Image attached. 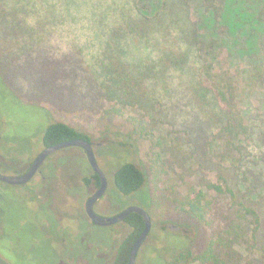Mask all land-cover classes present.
Here are the masks:
<instances>
[{
  "label": "trees",
  "instance_id": "trees-1",
  "mask_svg": "<svg viewBox=\"0 0 264 264\" xmlns=\"http://www.w3.org/2000/svg\"><path fill=\"white\" fill-rule=\"evenodd\" d=\"M44 2L43 8L48 1ZM111 2L120 4L122 15L121 23L110 31L116 46L108 47L106 57L91 67L77 53L63 55L60 71L45 60L40 75L58 72L50 79L54 90L18 89L6 75L15 74L19 61L28 56L21 38L31 47L36 28L44 35L45 15L37 25L29 23L26 15L32 0H17L23 6L21 13L17 6L4 8V13L0 9V89L15 103L35 108L46 118L51 111L40 102L58 110L123 118H128L129 106H136L137 113L131 115L136 126L128 134L136 142L151 141L146 156L156 172L135 162L125 142L96 145V131L84 125L40 119L44 131L35 133L46 147L76 138L91 142L97 158L105 157L113 171L116 195L139 194L150 184L147 210L160 229L152 226L145 243L152 242L153 254L168 251L163 264H264V0H99V5ZM170 35L181 44L176 54L161 51L157 58L140 54L133 60L125 55L129 46L123 42L151 45ZM228 48L233 55L241 53L244 69L222 64ZM184 64H193L197 71L190 92L174 75ZM170 91L176 92L175 100ZM67 92L75 94L70 105L54 102ZM200 101L214 106L216 119L202 114ZM169 106L179 114L187 111L182 127L169 118ZM109 127L101 137L109 139L112 131L113 136L122 135ZM72 148L56 151L48 161ZM156 176L160 179L154 188ZM84 182L98 188L101 179L93 171ZM170 223L182 232L169 229ZM116 224L127 232L117 242L112 264H130L144 218L132 212ZM158 242L164 246L158 247ZM166 242L171 246L165 248ZM71 256L70 264L81 258ZM0 258V264H13L7 257Z\"/></svg>",
  "mask_w": 264,
  "mask_h": 264
},
{
  "label": "rangeland",
  "instance_id": "rangeland-1",
  "mask_svg": "<svg viewBox=\"0 0 264 264\" xmlns=\"http://www.w3.org/2000/svg\"><path fill=\"white\" fill-rule=\"evenodd\" d=\"M47 1L43 8L44 0H32L31 9L26 15L29 23L34 25H37L45 15L44 35L40 36L36 28L32 35L31 47L21 38L28 56L19 61L15 74L6 72L8 80L18 89L35 91V88H47V90L56 88L53 87V81L50 79L57 76L58 72L49 73L47 77L40 75L45 60H49L55 67L58 66L60 71L63 55L77 53L84 57L85 64L91 67L106 57L108 47L116 46L110 41V31L121 23L120 4L111 2L110 6L99 5V0H75L77 3L71 2L72 0H51L53 3ZM64 1L69 3L65 4ZM16 6L21 13L23 6L17 4V0H0V9L3 13L6 12L5 9ZM22 36L29 40L28 36ZM123 43L129 46L125 55L132 60L140 54L157 58L162 54L161 51L167 55L170 51L176 54L181 50V44L173 35L151 45L139 44L136 41ZM226 52L229 54L227 55ZM226 52L221 56L226 62L225 64L221 61L225 67L233 65L244 69L246 63L239 51L233 55L231 48H228ZM182 68H176L174 75L176 74L182 87L190 92L196 86L197 71L193 68V64L192 66L184 64ZM6 94H8L6 90L0 89V128L5 129L2 134L0 133L1 173L8 175L23 173L30 161L42 150L40 136L37 135L41 130L44 131L41 122L38 121L40 119H45L47 122L50 119L63 120L92 128L98 135L96 145L101 148L107 145L108 141L116 144L125 142V148L131 153L130 157H133L135 162L141 165L144 163L146 165L144 169L149 172L157 171L146 156L151 141L136 142L128 134L136 126V121L131 116L137 113L136 106H129L128 118H123L77 110L73 112L58 110L50 107L46 102H40L39 104L46 110L51 111L46 118L43 112L17 104ZM74 95L72 92H67L57 97L54 102L70 105ZM170 95L171 98L176 99V92L170 91ZM50 96L55 99V94ZM171 102L169 100V103ZM198 109L208 117L213 116L215 110L207 101L203 104L201 101L198 102ZM130 112L132 113L129 114ZM168 116L182 127V120L188 116V113L186 111L179 114L175 111V106H169ZM107 127L118 129L122 135L113 136L114 131H112L108 135L109 139L101 137V133ZM98 161L109 180L106 194L96 205L99 213L116 214L122 206L125 208L130 205H139L147 209L150 184H147L144 190L147 194L141 192L128 197L116 195L112 185L113 171L107 165L105 157L98 155ZM48 165L44 176H35L27 185L0 182V256L12 260L13 264H70L73 261L71 256L73 253L80 254L81 258L77 260V264H112L117 242L127 231L124 226L116 224L109 232V227H99L89 220L85 205L97 188L87 187L84 182V177L90 176L94 171L86 152L82 147H74L69 151L56 153L48 161ZM159 179V176L153 178L151 184L154 183V188L159 183ZM176 226L170 223L168 228L176 230L178 229ZM154 229H160L158 222L153 223ZM108 235L109 240H107ZM151 243L150 241L143 244L137 257V264L164 263L168 251L164 250L159 255L153 254ZM157 246L162 247L164 243L158 242ZM170 246V243L166 242L165 248ZM74 260H76L75 256ZM0 262L2 263L3 259L0 258Z\"/></svg>",
  "mask_w": 264,
  "mask_h": 264
},
{
  "label": "water",
  "instance_id": "water-1",
  "mask_svg": "<svg viewBox=\"0 0 264 264\" xmlns=\"http://www.w3.org/2000/svg\"><path fill=\"white\" fill-rule=\"evenodd\" d=\"M82 147L87 154L88 160L93 167L94 171L99 175L101 179L100 186L96 189V191L87 199L86 202V212L88 217L97 223L100 226H106V225H112L117 222H120L124 220L130 213L137 212L141 214L145 221L144 229L139 236V238L136 240V242L133 245V248L131 250L130 254V264H137V257L139 250L145 243L151 229L153 226V221L151 218V215L149 211L139 205H130L124 210H121L115 215H103L100 214L96 210V205L98 201L104 196L106 193L107 187H108V177L105 173L104 169L100 166V163L97 158V154L95 151V148L91 142L84 138H76L68 141H63L60 143H57L55 145L47 146L44 148L33 160L32 164L30 165L29 169L23 173L18 175H8L3 174L0 172V181L8 183V184H26L30 180L33 179V177L37 174L38 170L41 168V166L46 161L47 157L51 154H53L56 151H59L61 149L67 148V147Z\"/></svg>",
  "mask_w": 264,
  "mask_h": 264
},
{
  "label": "flooded vegetation",
  "instance_id": "flooded-vegetation-1",
  "mask_svg": "<svg viewBox=\"0 0 264 264\" xmlns=\"http://www.w3.org/2000/svg\"><path fill=\"white\" fill-rule=\"evenodd\" d=\"M44 148H46V146H43L42 150H43ZM42 150H40L39 153H40ZM39 153H38V154H39ZM54 153H55V152H54ZM54 153H53V154H54ZM38 154H37V155H38ZM37 155H36V156H37ZM51 155H52V154H51ZM36 156H35V157H36ZM35 157H34V158H35ZM49 157H50V155L47 157L46 161H45L44 164L41 166V168L38 170V172H37V174H36L35 176H37V175H43V174L45 173V172H44V169H45L46 167H48V166H47V165H48L47 162H48ZM34 158H33L32 161L30 162V164H29V166L27 167V169H26L25 171H23V173H25V172L29 169V167H30V165L32 164ZM44 165H45V166H44ZM23 173H21V174H23ZM35 176H34V177H35ZM43 176H44V175H43ZM34 177H33V179H34ZM30 181H32V180H30ZM30 181H29V182H30ZM0 182H2V181H0ZM29 182L26 183V184H21V185H23V186H24V185H27V184H29ZM4 183H5V182H4ZM7 184H8V183H7ZM12 185H15V184H12ZM17 185H19V184H17ZM105 194H106V193H105ZM105 194H104V195H105ZM125 197H128V196H125ZM98 202H99V201H98ZM97 204H98V203H97ZM125 208H127V207H125ZM125 208L120 209L119 211H117V213L120 212L121 210H124ZM85 210H86V207H85ZM86 213H87V212H86ZM117 213H116V214H117ZM100 214H101V213H100ZM102 214H103V213H102ZM103 215H108V216H110V214H107V213H106V214H103ZM111 215H115V214H111ZM89 220H90L91 222H93L94 224H96L97 226H99V227H109V232H110L111 227H113L114 225H116V223H115V224H112V225L100 226V225H98L97 223H95L94 221H92L90 218H89ZM117 223H118V222H117ZM109 239H110V238H109V235H108L107 240H109Z\"/></svg>",
  "mask_w": 264,
  "mask_h": 264
},
{
  "label": "bare ground",
  "instance_id": "bare-ground-1",
  "mask_svg": "<svg viewBox=\"0 0 264 264\" xmlns=\"http://www.w3.org/2000/svg\"><path fill=\"white\" fill-rule=\"evenodd\" d=\"M45 166V165H44Z\"/></svg>",
  "mask_w": 264,
  "mask_h": 264
}]
</instances>
